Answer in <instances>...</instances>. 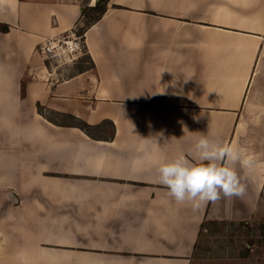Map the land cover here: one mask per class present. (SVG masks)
I'll use <instances>...</instances> for the list:
<instances>
[{
    "label": "crops",
    "instance_id": "0c3cea01",
    "mask_svg": "<svg viewBox=\"0 0 264 264\" xmlns=\"http://www.w3.org/2000/svg\"><path fill=\"white\" fill-rule=\"evenodd\" d=\"M96 1L0 0V264H192L221 202L176 203L157 168L195 163L201 135L231 143L264 0H106L84 55L50 68L39 45Z\"/></svg>",
    "mask_w": 264,
    "mask_h": 264
},
{
    "label": "rangeland",
    "instance_id": "374dc122",
    "mask_svg": "<svg viewBox=\"0 0 264 264\" xmlns=\"http://www.w3.org/2000/svg\"><path fill=\"white\" fill-rule=\"evenodd\" d=\"M48 61L50 68L52 66L57 69H68L76 62L69 63L64 58L58 62L55 60ZM229 145L238 146L244 150L245 155H251L254 158L252 169L245 170L237 164L236 171L238 176L242 175L243 172L245 174L250 173L251 187L255 189V194L252 195L255 203L250 209L238 212L235 207L242 203H238L239 201L235 203L238 200L237 196L221 197V202L218 201L217 203L218 207L216 206L211 211V215L214 216H210L206 220L220 221L219 218L229 219L233 217L229 220L247 221L256 227L252 236L256 243L253 245L250 255L241 259L238 256L245 244V238L240 237L241 233L237 232L230 238L232 229L229 226L214 234L203 233L199 239V246L193 255L192 264H264V245L258 244V241L262 239L258 226L259 223H264V72L251 83L248 89L239 110L238 123ZM240 182L242 185L246 183L242 182L241 177Z\"/></svg>",
    "mask_w": 264,
    "mask_h": 264
},
{
    "label": "clouds",
    "instance_id": "9594fccd",
    "mask_svg": "<svg viewBox=\"0 0 264 264\" xmlns=\"http://www.w3.org/2000/svg\"><path fill=\"white\" fill-rule=\"evenodd\" d=\"M195 163L179 154L170 162H160L157 168L159 183L166 186L168 195L178 204L198 208L202 203L240 196L244 186L236 165L250 170L254 158L245 155L238 146L201 135L195 142Z\"/></svg>",
    "mask_w": 264,
    "mask_h": 264
},
{
    "label": "trees",
    "instance_id": "16d2710c",
    "mask_svg": "<svg viewBox=\"0 0 264 264\" xmlns=\"http://www.w3.org/2000/svg\"><path fill=\"white\" fill-rule=\"evenodd\" d=\"M105 7L106 0H97L93 6H87L83 12V25L77 27L76 35L82 37L83 40V35L86 28L89 25L95 23L102 16L105 11ZM3 31H7V28H4ZM79 127L84 131H88V129L90 128L85 123L80 122ZM226 226H229L232 229L229 235L230 238H232L237 232L239 234L241 233L240 237L245 238V244L243 245L242 252L241 254H239L238 258L243 259L249 256L253 245H255L256 243L255 239L252 238L256 227H253L247 221L204 220L200 224L198 235L202 236L203 233L214 234L216 232H221ZM258 230L260 231L262 236V239L258 241V244L264 245V223H259Z\"/></svg>",
    "mask_w": 264,
    "mask_h": 264
},
{
    "label": "built area",
    "instance_id": "2783aa9c",
    "mask_svg": "<svg viewBox=\"0 0 264 264\" xmlns=\"http://www.w3.org/2000/svg\"><path fill=\"white\" fill-rule=\"evenodd\" d=\"M37 52L45 60H61L72 63L84 55L82 37L77 36L75 30L55 37H46L39 45Z\"/></svg>",
    "mask_w": 264,
    "mask_h": 264
}]
</instances>
